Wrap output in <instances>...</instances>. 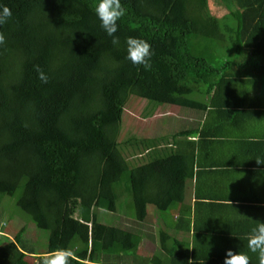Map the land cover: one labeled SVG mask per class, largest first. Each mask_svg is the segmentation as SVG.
I'll return each instance as SVG.
<instances>
[{
    "label": "trees",
    "instance_id": "1",
    "mask_svg": "<svg viewBox=\"0 0 264 264\" xmlns=\"http://www.w3.org/2000/svg\"><path fill=\"white\" fill-rule=\"evenodd\" d=\"M222 1L233 8L217 16L208 0H121L126 15L113 45L95 15L97 0H0L12 12L0 25V205L13 198L47 237L35 251L22 227L0 242V264H33L58 248L74 252L70 264H223L228 250L250 252L247 238L264 207L226 223L231 200L195 193L193 212L172 222L158 208L186 201L193 162L217 137L247 144L264 165V0ZM129 37L151 45L150 70L126 60ZM132 95L204 117L169 136L146 106L142 117L154 120L134 136L122 131ZM122 206L134 227L98 220L99 210ZM148 206L160 221L157 237L142 226ZM180 230H192L190 253L189 240L175 236ZM143 247L148 255L140 257ZM249 258L259 264L258 255Z\"/></svg>",
    "mask_w": 264,
    "mask_h": 264
},
{
    "label": "crops",
    "instance_id": "2",
    "mask_svg": "<svg viewBox=\"0 0 264 264\" xmlns=\"http://www.w3.org/2000/svg\"><path fill=\"white\" fill-rule=\"evenodd\" d=\"M192 116L194 117V122L197 120V123L204 117L202 116L199 119L198 115L192 114ZM189 121L192 122L191 119ZM260 124L264 127V117L262 120L260 119ZM247 126L250 128L251 124L248 122ZM263 130L261 134L258 127H255L252 131L262 135L264 134ZM190 139L196 140L197 137L191 136ZM256 159L257 157L247 150V144L237 143L234 139L217 137L211 144L208 143L204 153L200 155L197 162H193V174L186 180V201L177 204L172 203L175 213H171L173 218L170 219V222L177 221L178 215L183 212H193L195 193H198L199 198L206 201H233L234 205L231 208H226L230 212L222 214L225 223L230 220L237 222L247 219L245 213H247L249 206L264 207V165L262 163L263 159ZM159 206L160 204H158ZM215 209L220 210L217 206ZM233 210L234 212H232ZM211 214H213L212 216L215 219L220 218L217 212ZM156 221V225L158 226V222L160 221H158L157 217ZM174 233L178 238L189 240L188 253H190L192 230H180L178 232L174 231ZM143 249L147 251L145 247L141 251ZM240 253L250 255V252Z\"/></svg>",
    "mask_w": 264,
    "mask_h": 264
},
{
    "label": "rangeland",
    "instance_id": "3",
    "mask_svg": "<svg viewBox=\"0 0 264 264\" xmlns=\"http://www.w3.org/2000/svg\"><path fill=\"white\" fill-rule=\"evenodd\" d=\"M208 4L210 12L217 16H221L227 12V5H229L230 8H233V5L231 3L223 2L222 0H208ZM150 105L152 106L151 109H153V111H155L156 113L162 112L161 114L154 115V117H157L161 120L163 129H167L168 132H170L169 136L177 129L179 130L192 127L191 123L194 122V117L192 116V114H195L194 110L172 106L165 103L156 104L147 99L132 95L129 96L125 104L122 131L129 128L134 136L138 135L139 137H141L145 133L144 129L145 126H147V122L149 120H154V117H151L152 115L146 116V113H144V116L146 117H142L143 110L146 108V106ZM188 118L191 119L192 122H190ZM157 132H161L160 128ZM141 157H144V153H142ZM132 161L133 164L137 163L136 158L132 159ZM3 201L4 202H2L0 205V242L13 240L15 234L19 232L22 227H25V232L21 234L22 239L24 241L30 242V244L35 245L37 247H34L35 251H43V246L47 240L46 231L39 230L29 219V216L26 213L22 212L18 207H16L13 198L4 197ZM172 205L173 204L169 202H161L158 208L163 211L164 216L168 213H170L171 216V213H175L173 210L174 205ZM147 211V218L142 224L144 232L145 230H147V232H154L152 236L157 237V221L154 213V207L148 206ZM130 218L131 217L126 214L125 208L123 206L118 212H109L102 210H99L98 212V220L100 222L108 224L113 223L117 224L120 227H134L135 223ZM165 219L168 220L167 218ZM147 237L149 236L146 235L145 239H147ZM151 246L156 247L154 240H152ZM147 252L148 251L143 249L138 253V255L140 257H144L148 255ZM45 255L46 254L43 253L37 254L33 264H42V259Z\"/></svg>",
    "mask_w": 264,
    "mask_h": 264
},
{
    "label": "clouds",
    "instance_id": "4",
    "mask_svg": "<svg viewBox=\"0 0 264 264\" xmlns=\"http://www.w3.org/2000/svg\"><path fill=\"white\" fill-rule=\"evenodd\" d=\"M94 12L100 21V27L109 37H112L113 45H119V38L115 35L118 31V21L126 15V9L122 5L121 0H97ZM11 17V10L7 6H0V25L6 24ZM5 43V35L0 32V46ZM125 43L127 46L126 60L133 66L150 70L152 57L151 45L143 39L132 37L127 38ZM34 70L37 72V78L46 84L48 77L39 65H35ZM124 110L125 106L123 113ZM161 113L159 112L157 114ZM137 156L139 157L140 155ZM247 248L251 253L258 255L259 264H264V221H259L257 227L252 229L251 234L247 238ZM74 257L75 254L71 249L58 248L47 253L42 259V264H70V260ZM80 264H90V261L82 259ZM223 264H250V258L247 254L228 250L225 254Z\"/></svg>",
    "mask_w": 264,
    "mask_h": 264
}]
</instances>
